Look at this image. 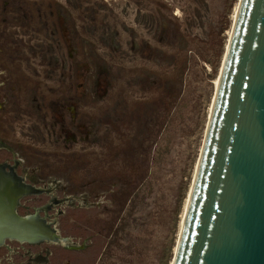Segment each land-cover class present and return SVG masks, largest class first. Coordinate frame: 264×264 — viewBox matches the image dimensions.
Listing matches in <instances>:
<instances>
[{
  "label": "rangeland",
  "instance_id": "1",
  "mask_svg": "<svg viewBox=\"0 0 264 264\" xmlns=\"http://www.w3.org/2000/svg\"><path fill=\"white\" fill-rule=\"evenodd\" d=\"M238 2L0 0V264H172Z\"/></svg>",
  "mask_w": 264,
  "mask_h": 264
},
{
  "label": "water",
  "instance_id": "2",
  "mask_svg": "<svg viewBox=\"0 0 264 264\" xmlns=\"http://www.w3.org/2000/svg\"><path fill=\"white\" fill-rule=\"evenodd\" d=\"M17 218L0 237L59 241L44 220ZM172 264H264V0H239Z\"/></svg>",
  "mask_w": 264,
  "mask_h": 264
},
{
  "label": "bare ground",
  "instance_id": "3",
  "mask_svg": "<svg viewBox=\"0 0 264 264\" xmlns=\"http://www.w3.org/2000/svg\"><path fill=\"white\" fill-rule=\"evenodd\" d=\"M239 3V2H238ZM238 3L236 5V8H235V11H234V17H233V20L235 19V15H236V12H237V9H238ZM232 31V30H231ZM231 31H230V35H231ZM230 38V36H229ZM229 40V39H228ZM227 46H228V41H227ZM226 46V47H227ZM222 67V66H221ZM221 71V69H220ZM219 77H220V72H219V75L215 81V89L218 88V85H219ZM216 92V91H215ZM215 97V93L213 95ZM214 100V98H213ZM212 105H213V101L210 105V111H209V115H208V120H209V117H210V113H211V108H212ZM201 151V150H200ZM198 160H199V157H198ZM198 160H197V163H196V168H195V172H194V176H193V180H194V177H195V173H196V170H197V164H198ZM192 184H193V181L191 183V186L190 188L192 189ZM7 189V188H6ZM191 189L188 190V194H187V197H186V201H185V208H184V214L182 216V219H181V225H180V230H181V227H182V223H183V220H184V217H185V213H186V209H187V206H188V203H189V199H190V193H191ZM4 197V196H3ZM26 217V216H25ZM28 217V216H27ZM180 230H179V233H180ZM13 239V238H12ZM59 242V241H58ZM176 248V247H175Z\"/></svg>",
  "mask_w": 264,
  "mask_h": 264
},
{
  "label": "flooded vegetation",
  "instance_id": "4",
  "mask_svg": "<svg viewBox=\"0 0 264 264\" xmlns=\"http://www.w3.org/2000/svg\"><path fill=\"white\" fill-rule=\"evenodd\" d=\"M6 163V162H5ZM9 177L11 178L12 176L11 175H9ZM13 178V177H12ZM14 181V180H13Z\"/></svg>",
  "mask_w": 264,
  "mask_h": 264
}]
</instances>
